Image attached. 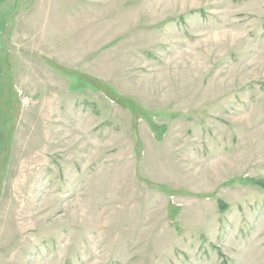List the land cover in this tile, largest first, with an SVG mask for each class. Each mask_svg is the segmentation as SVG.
<instances>
[{
	"label": "rangeland",
	"instance_id": "rangeland-1",
	"mask_svg": "<svg viewBox=\"0 0 264 264\" xmlns=\"http://www.w3.org/2000/svg\"><path fill=\"white\" fill-rule=\"evenodd\" d=\"M0 264H264V0H0Z\"/></svg>",
	"mask_w": 264,
	"mask_h": 264
}]
</instances>
